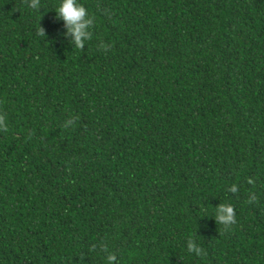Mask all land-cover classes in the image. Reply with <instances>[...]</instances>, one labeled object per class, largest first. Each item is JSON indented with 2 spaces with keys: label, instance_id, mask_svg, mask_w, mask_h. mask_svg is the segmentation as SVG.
<instances>
[{
  "label": "trees",
  "instance_id": "16d2710c",
  "mask_svg": "<svg viewBox=\"0 0 264 264\" xmlns=\"http://www.w3.org/2000/svg\"><path fill=\"white\" fill-rule=\"evenodd\" d=\"M27 2L0 0V264H264V0H79L83 49Z\"/></svg>",
  "mask_w": 264,
  "mask_h": 264
},
{
  "label": "clouds",
  "instance_id": "9594fccd",
  "mask_svg": "<svg viewBox=\"0 0 264 264\" xmlns=\"http://www.w3.org/2000/svg\"><path fill=\"white\" fill-rule=\"evenodd\" d=\"M27 6L33 10H40V0H28ZM56 19L62 21L66 28V35L72 38L71 43L74 48L83 49L85 43L92 39L91 29L94 26V17L91 16L85 6L79 0H60L55 9ZM41 34L44 29L40 27ZM100 47L107 49V45L101 42ZM72 120H69L71 123ZM4 118L0 116V125H3ZM251 183V181H249ZM238 188L232 185L230 192L236 193ZM215 219L217 222L231 226L236 222V213L231 204H220L216 207ZM187 251L197 256L202 255L201 247L195 242V239L189 238ZM116 257L109 254L107 256L108 264H114Z\"/></svg>",
  "mask_w": 264,
  "mask_h": 264
}]
</instances>
